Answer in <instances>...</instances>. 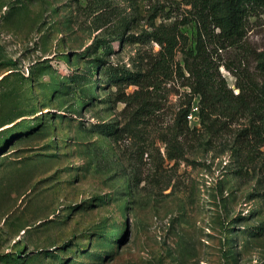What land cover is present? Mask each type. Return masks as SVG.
I'll return each instance as SVG.
<instances>
[{
    "label": "rangeland",
    "instance_id": "1",
    "mask_svg": "<svg viewBox=\"0 0 264 264\" xmlns=\"http://www.w3.org/2000/svg\"><path fill=\"white\" fill-rule=\"evenodd\" d=\"M189 1L0 0V264H264V142L239 137L252 117L204 124L196 96L198 131L180 136L179 75L152 123L123 101L158 57L157 26L192 43ZM261 58L264 11L220 52L235 94L264 80Z\"/></svg>",
    "mask_w": 264,
    "mask_h": 264
},
{
    "label": "trees",
    "instance_id": "2",
    "mask_svg": "<svg viewBox=\"0 0 264 264\" xmlns=\"http://www.w3.org/2000/svg\"><path fill=\"white\" fill-rule=\"evenodd\" d=\"M191 9L185 20L194 21L196 34L193 41L178 33L177 23L159 25L151 34L161 47L158 57L144 72L133 77L132 83L137 89L125 95L123 101L135 106L133 114L135 123H152L163 110L161 81L174 75L183 76V86L189 88L188 100L180 109L176 119L179 135L186 137L198 131L191 128L189 115L192 112L193 100L200 97L199 108L202 123L211 118L222 117L225 120H236L243 116L252 117L249 127L239 137L242 143L264 142V80L260 82L255 76L248 75L245 82L237 83L240 89L235 94L220 73V52L243 45L249 17L264 11V0H191ZM166 18H170L168 15ZM179 50L184 55V63L174 67V55ZM233 71V67L224 64ZM244 61L237 71H233L238 80H242ZM188 73L185 77L184 72ZM259 71L264 77V58L259 60ZM8 76L0 80V85ZM2 95L0 94V101ZM216 121V120H214ZM252 146V145H251Z\"/></svg>",
    "mask_w": 264,
    "mask_h": 264
}]
</instances>
